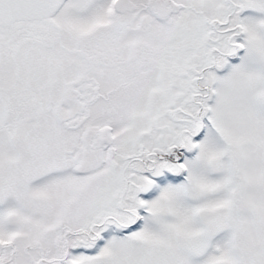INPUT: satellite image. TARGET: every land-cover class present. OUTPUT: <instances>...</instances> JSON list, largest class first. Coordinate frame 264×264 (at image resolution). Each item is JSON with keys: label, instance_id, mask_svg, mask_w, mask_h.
Wrapping results in <instances>:
<instances>
[{"label": "snow or ice", "instance_id": "6c2138e0", "mask_svg": "<svg viewBox=\"0 0 264 264\" xmlns=\"http://www.w3.org/2000/svg\"><path fill=\"white\" fill-rule=\"evenodd\" d=\"M0 264H264V0H0Z\"/></svg>", "mask_w": 264, "mask_h": 264}]
</instances>
